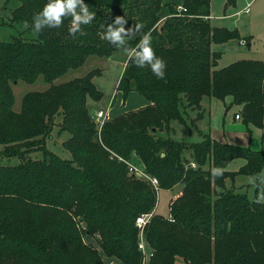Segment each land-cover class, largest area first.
<instances>
[{
  "label": "trees",
  "instance_id": "obj_1",
  "mask_svg": "<svg viewBox=\"0 0 264 264\" xmlns=\"http://www.w3.org/2000/svg\"><path fill=\"white\" fill-rule=\"evenodd\" d=\"M14 1L10 23L27 21L29 27L9 40L0 37V154L21 159L0 164V264H106L113 257L124 264H264V203L256 202L261 187L250 198L226 184L240 174H261L264 149L208 134L191 143L170 136L172 121L187 125V108L204 113L205 96H232L246 122L264 127V62L240 59L215 68L222 52L213 44L242 37L237 29L211 24V0H84L95 19L82 26L86 35L75 37L68 33L70 17L59 29L33 31V16L47 0ZM237 1L225 0V11ZM116 16L127 19L126 28L142 24L139 35L150 32L156 55L166 61L164 79L128 59L125 64L117 90L124 96L137 91L149 104L98 129L87 105L89 97L103 95L93 81L101 72L96 68L26 93L21 110H14L11 82H34L40 74L52 82L90 55L118 50L102 38ZM28 31L34 36H25ZM56 115L62 116L61 131L70 133L64 142L70 160L46 146ZM187 149L196 167L186 164ZM36 150L42 159L27 157ZM133 154L158 179L159 190L181 185L170 201L173 220L156 212L144 229L152 253L147 259L136 219L156 208L158 190L130 171ZM239 157L245 159L239 170H227ZM213 168L223 174L213 178ZM87 235L98 247L86 242Z\"/></svg>",
  "mask_w": 264,
  "mask_h": 264
},
{
  "label": "rangeland",
  "instance_id": "obj_2",
  "mask_svg": "<svg viewBox=\"0 0 264 264\" xmlns=\"http://www.w3.org/2000/svg\"><path fill=\"white\" fill-rule=\"evenodd\" d=\"M17 3L18 2L14 0H11L9 3H7L6 0H0V37L3 40H9L12 38V35H21V33L24 32L23 23H10L12 11L17 6ZM243 6V2H237L235 7L229 8L225 11V0H211V24L215 27L237 29L240 36H244L250 40V45H248V43L242 44L241 40L238 39H231L225 43L215 44V50L222 52V56L218 59L217 66L215 68H222L240 59L255 58L264 61V0H250V3H248L245 8ZM238 10L240 12L236 13ZM24 35L27 37L32 35L34 36L32 31H28ZM126 58L127 56L124 52L118 49L115 50L109 57L90 55L82 66L69 69L66 73L58 76L52 82L47 81L42 74L38 75L34 82H26L25 80L11 82L12 90L15 96L13 108L15 111L21 110L23 97L28 92L45 91L53 84L57 85L68 82L74 78L85 76L90 71L98 68L101 72L100 74L94 76L93 81L97 88L102 91L103 95L100 99L101 101L96 104L93 103L92 98L89 97L88 99L92 104H95V108H97L98 111L105 114L107 108L115 99L116 92L118 91L117 81L119 76L124 73L123 64ZM134 94L135 95L133 97L141 98L148 102V100L137 91H134ZM121 96L122 94L119 92L117 98L115 99V104L118 105ZM109 101L110 103L108 104ZM112 105H114V103H112ZM204 107V113L195 109H188L187 113H184L187 117V119L185 118L188 122L187 125H183L177 120L172 121L171 125L174 128V132H172L170 136L177 140L189 143L198 142L203 139L200 135L202 130L207 133L211 132V135L215 134L218 138H222V136L224 137V135H226V140L232 142V144L236 143L235 145L250 146L252 149H260L263 147L262 149H264V127L257 128L253 124L246 122L244 117L239 120L235 119V114L242 112L240 110V105L233 103L232 96H227L225 99L207 96L204 101ZM199 113H201V115L203 114V116L199 117ZM91 114L93 116V113ZM61 123L62 116L56 115L51 134L46 139V146L62 158L70 160L72 158V154L64 146V142L70 137V133L67 131H61ZM95 123L98 129H100L98 123L96 121ZM164 135L167 136L165 133ZM3 148L4 145L0 143V152ZM190 153V149L185 151V156L189 161L185 162L187 165H194V167H196L197 163L190 156ZM27 155V157L33 159L43 158L41 150L30 152ZM20 160L21 159L18 157H6L0 154V164L2 165H15L18 164ZM132 163L139 167H144L140 162V159L135 154L132 156ZM244 163V158H235L230 161L226 169L229 171H235L238 170ZM205 167H209V162L206 163ZM262 173H264V168ZM254 176L255 175H238L236 177L237 184L244 183L245 186L242 189L235 188L236 191L247 193L250 198L255 197L258 187L254 186L250 180H259L260 177L257 176L252 178ZM227 181V187L232 188L233 186H230L229 183L230 180L227 179ZM180 188L181 185H177L175 189H161L158 192L157 213L164 216L169 215L170 201L177 195ZM261 195L262 188H259L257 194L258 199ZM85 240L86 242L92 243L94 246L98 247L92 236L87 235ZM179 261L181 260L179 259ZM113 262V264H124L117 258H114Z\"/></svg>",
  "mask_w": 264,
  "mask_h": 264
},
{
  "label": "clouds",
  "instance_id": "obj_3",
  "mask_svg": "<svg viewBox=\"0 0 264 264\" xmlns=\"http://www.w3.org/2000/svg\"><path fill=\"white\" fill-rule=\"evenodd\" d=\"M70 17V26L68 33L75 37L78 33L86 35L82 26L92 23L95 19V13L89 10V6L84 3V0H47L43 8L34 14L32 19L33 31L37 34L45 28L59 29L63 26L64 19ZM127 25V19L124 16H116L111 24H108L102 38L111 45L120 49L127 56L128 61L135 64L138 68H150L152 74L158 79L165 78L166 61L156 55L152 47L151 33L147 32L139 35L142 24H133L130 27ZM29 23L24 22V28H28ZM137 36L140 37L135 45L129 42ZM223 174L221 168H213L211 175L213 178H218ZM259 176V180L251 179L250 182L254 186L262 188V195L256 201L257 203L264 202V173L257 174L252 177Z\"/></svg>",
  "mask_w": 264,
  "mask_h": 264
},
{
  "label": "crops",
  "instance_id": "obj_4",
  "mask_svg": "<svg viewBox=\"0 0 264 264\" xmlns=\"http://www.w3.org/2000/svg\"><path fill=\"white\" fill-rule=\"evenodd\" d=\"M7 1V0H6ZM237 2H243V7L245 8L247 5H248V3H250V0H238ZM240 11L238 10V11H236V13H239ZM231 15V14H230ZM211 18H212V16H211V14H210V21H211ZM242 37V39L243 40H246V37H244V36H241ZM241 39V40H242ZM214 45L215 44H213V49L215 50V48H214ZM248 45H250V44H248ZM216 51H219V50H216ZM127 59L128 58H126V60H125V62H124V64H123V71H124V67H125V64H126V62H127ZM248 59H250V58H248ZM251 59H255V58H251ZM257 60H261V59H257ZM261 61H263V60H261ZM264 62V61H263ZM123 75V73L121 74V76ZM121 76H119V78H118V81H117V84H118V82H119V80H120V78H121ZM120 92V94H122V96H121V99H120V101H119V103H118V105L117 104H115V99L117 98V95H118V93ZM135 94H134V91H131V92H129L128 94H127V96H124V94H123V92H121V91H117L116 92V96H115V99L112 101V103H114V105H112V103H111V105H112V107H111V105L107 108V110L109 111V118H112V117H114V116H117V115H119V114H122V113H125V112H128V111H131V110H136V109H139V108H141V107H144V106H146L147 104H149V101L147 102V101H145V100H143V99H141V98H137V97H133ZM207 96H205L203 99H202V102H201V110L202 109H204V112H205V107H204V101H205V98H206ZM92 101H93V103H99V101H101V100H93L92 99ZM110 103V101L108 102V104ZM95 104H92L91 103V101L88 99L87 100V105H88V108H89V110L91 111V113H94L95 111H98L97 110V108H95L96 106H95ZM110 108V109H109ZM242 105H240V110H241V112H242V114H243V111H242ZM188 109H192V108H187L185 111H184V113H187V110ZM195 110H198V109H195ZM113 115V116H112ZM236 115V114H235ZM184 117L187 119V117L184 115ZM192 117V116H191ZM190 117V118H191ZM236 119V118H235ZM238 120V119H237ZM188 123V122H187ZM256 127V126H255ZM258 128V127H257ZM209 135V136H211V137H213L215 140H218V141H220V142H224V143H230V144H232V142H229L228 140H226V135H224V137L222 136V138H218V137H216L217 135H215V134H213V135H211V132L210 133H207V132H205V131H202L201 130V133H200V135L203 137V139H204V136L205 135ZM202 139V140H203ZM220 139V140H219ZM201 140V141H202ZM185 142V141H184ZM198 142H200V141H198ZM236 144V143H235ZM234 144V145H235ZM263 148V147H262ZM262 148H260V149H254V150H261ZM239 170V169H238ZM235 171H237V170H235ZM237 177V176H236ZM236 177H235V179L234 180H230L229 181V183H230V186H233L234 188H243L244 186H245V184L244 183H242V184H237V181H236ZM228 182V181H227ZM226 184H228V183H226ZM238 186H237V185ZM230 188V187H229ZM113 259L114 258H107L106 259V263H109V264H113L114 262H113Z\"/></svg>",
  "mask_w": 264,
  "mask_h": 264
},
{
  "label": "built area",
  "instance_id": "obj_5",
  "mask_svg": "<svg viewBox=\"0 0 264 264\" xmlns=\"http://www.w3.org/2000/svg\"><path fill=\"white\" fill-rule=\"evenodd\" d=\"M241 43L246 44V41L241 40ZM93 116L95 118V121L98 123L101 129V127L105 123V120L109 119V111L107 110L105 114L104 113L102 114L101 111H95L93 113ZM242 117H243L242 113H236L235 115V118L238 120L241 119ZM130 171L134 173L135 175H137L138 177L149 181L152 184V186H154L158 190V192L160 191L158 179L154 176H151L149 173H147L145 167H139L133 163H130ZM156 212H157V206L152 212L139 215L136 219V225L140 229V239L141 240L139 243V247L143 251L146 259L149 258L152 255V253L147 249V246L144 242V229L149 224V222L151 221L152 217L155 215ZM168 217L170 220H173L172 215L169 214Z\"/></svg>",
  "mask_w": 264,
  "mask_h": 264
},
{
  "label": "water",
  "instance_id": "obj_6",
  "mask_svg": "<svg viewBox=\"0 0 264 264\" xmlns=\"http://www.w3.org/2000/svg\"><path fill=\"white\" fill-rule=\"evenodd\" d=\"M243 115H244V113H243Z\"/></svg>",
  "mask_w": 264,
  "mask_h": 264
}]
</instances>
